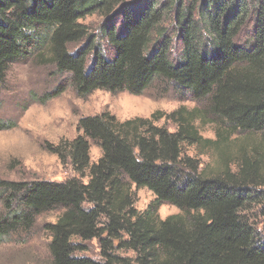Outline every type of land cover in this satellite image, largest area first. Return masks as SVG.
I'll use <instances>...</instances> for the list:
<instances>
[{
  "label": "trees",
  "instance_id": "trees-1",
  "mask_svg": "<svg viewBox=\"0 0 264 264\" xmlns=\"http://www.w3.org/2000/svg\"><path fill=\"white\" fill-rule=\"evenodd\" d=\"M127 1L0 0V83L12 64L32 58L49 61L64 79L36 100L41 105L66 85L85 99L94 91L141 96L164 80L205 104L201 117L209 113L234 132L264 136V1ZM90 16L121 19L122 31L111 23L102 29L109 55L81 23ZM174 42L178 61L171 58ZM163 117L175 132L154 125ZM9 126L0 123V130ZM77 128L74 140L44 146L76 177L0 181V240L61 211L46 226L51 264H130L116 255L121 250L134 252L135 264H264V232L242 216L261 203L264 156L243 158L236 173L207 176L182 157V144L201 141L182 109L122 122L105 112L81 118ZM90 144L101 153L96 163ZM133 186L154 196L143 213L133 208ZM163 204L182 215L161 220ZM92 240L103 263L77 256Z\"/></svg>",
  "mask_w": 264,
  "mask_h": 264
},
{
  "label": "rangeland",
  "instance_id": "rangeland-1",
  "mask_svg": "<svg viewBox=\"0 0 264 264\" xmlns=\"http://www.w3.org/2000/svg\"><path fill=\"white\" fill-rule=\"evenodd\" d=\"M264 1V0H262ZM141 0H129L125 4L138 6ZM111 22L101 16H90L81 23L87 26L89 35L94 36L98 46L107 55L111 50L102 37V29L108 24L119 31L123 27L121 19L114 17ZM172 20L168 22L171 31ZM81 45L71 47L75 52ZM181 48L174 42L171 58L178 61ZM49 60L48 54L45 56ZM53 64L41 63L38 58L12 64L0 83V123L9 129L0 130V181L31 183L34 181L63 182L76 177L69 164L62 165L55 155L44 150L46 144L57 145L60 141H72L80 132L77 124L81 118L110 113L119 121L135 118L148 119L156 112L168 115L179 109L188 116L201 141L198 144H182V157L192 160L207 176L217 175L228 169L236 173L243 158L254 161L264 156V136L242 134L225 126L219 118L207 113L201 117L205 104H199L176 87L172 82L156 80L141 96L127 93L111 95L105 91H94L85 99H80L70 86L59 97L41 105L36 100L62 84ZM65 85V84H64ZM192 113L191 116H189ZM170 133L177 126L165 117L154 123ZM99 149L90 144V163L100 158ZM87 183V178L81 179ZM133 208L143 213L154 200L146 189L132 187ZM258 202L248 207L242 216L258 233L264 232V187L256 189ZM3 208L0 205V215ZM61 211H53L37 217L28 231L18 230L0 240V264H51L49 253L50 235L46 226L54 224ZM161 220L182 215L176 208L163 204L158 210ZM75 242H77L75 240ZM79 242V240H78ZM86 251L78 257L103 263L97 240L86 242ZM120 258L135 264V253L116 251Z\"/></svg>",
  "mask_w": 264,
  "mask_h": 264
}]
</instances>
